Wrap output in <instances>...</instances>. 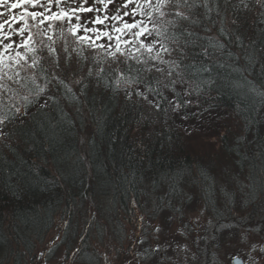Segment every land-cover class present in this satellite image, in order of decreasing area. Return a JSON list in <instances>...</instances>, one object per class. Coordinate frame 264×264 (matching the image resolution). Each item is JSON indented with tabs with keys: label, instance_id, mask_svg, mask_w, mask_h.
Segmentation results:
<instances>
[{
	"label": "trees",
	"instance_id": "1",
	"mask_svg": "<svg viewBox=\"0 0 264 264\" xmlns=\"http://www.w3.org/2000/svg\"><path fill=\"white\" fill-rule=\"evenodd\" d=\"M140 2L105 0V7L97 0H40L36 7L12 9L17 21L0 6V23L9 21L0 37L9 33L16 51L29 57L25 70L23 61V67L13 64L0 81L6 86L0 88V115L9 116L0 124V264H37L58 222L61 237L45 250L47 261L63 249L70 262L104 264L109 261L100 247L106 240L128 254L124 259L119 253L114 264H219L216 251L223 243L217 237L243 211L248 214L233 224L239 239L245 243L261 233L264 239V0H188L191 7L179 0L178 6H165L166 15L153 13L152 20L167 30L168 39H157L173 51H161L159 59L149 57L160 44L152 53L134 52L139 61L127 52L114 60L86 45L78 49L66 21L45 20L44 37L36 28L23 38L18 34L25 9L47 16L92 8L77 12L80 19L73 16L71 23L103 32L145 19L131 15ZM176 11L189 19L175 17ZM117 13L122 20L111 19ZM97 15L108 19L95 24ZM29 34L35 52L18 47ZM16 71L19 77L9 80ZM38 88L45 90L37 95ZM25 96L33 102L27 104ZM16 107L20 112L13 116ZM196 200L213 221L214 233L204 242L201 228L189 224ZM156 222L159 227H153ZM169 222L175 247L182 239L202 242L194 256L169 258L166 248H152ZM241 251L249 260L247 247Z\"/></svg>",
	"mask_w": 264,
	"mask_h": 264
},
{
	"label": "snow or ice",
	"instance_id": "2",
	"mask_svg": "<svg viewBox=\"0 0 264 264\" xmlns=\"http://www.w3.org/2000/svg\"><path fill=\"white\" fill-rule=\"evenodd\" d=\"M98 3L105 4V0H97ZM127 2H135V0H127ZM40 3V0H14V2L9 3V0H0V6H4L10 14L11 21H17V16L11 15V10L16 9L18 7H21L24 4H31L33 7H36L37 4ZM48 3H51V0H48ZM56 3L59 4L60 0H56ZM169 4L179 5V0H141L140 3H136V7L134 10H132L131 15L135 16L137 12L142 17H145V19H141L139 21H135L132 23L123 22V27H116L112 26L110 30L106 29L103 32H101L97 28H88L84 25H81L79 23H71L73 16L76 18V20H79L80 17L77 15V12H91L93 11L92 8H84L81 6L78 9H71V15H69L68 11H65L64 9H61L59 12H52L50 15L45 16L42 12H29L27 9H25L24 14L19 17V20L24 22V27L20 28L18 30V34L23 38L25 37V32L31 30V28H36L39 32V35L41 37H44L47 35V30H41L40 25L44 24L45 20L47 21H66L70 24V27L68 28V32L72 34L73 37H75L78 49H80L81 46L86 45L89 48L92 49H99L101 50L104 55L111 56L114 60L118 58V54L120 56H124L125 52L128 53V58H133L139 61V57L134 55V52H139L141 49H144L148 53H152L153 49L156 47L157 44L161 45L160 50L156 52L155 56H150V59H159L160 58V52H168L170 53L173 51V49H170L167 45L162 43L161 39L157 38H164L168 39L169 37L166 36V29L163 28L162 25H159L152 20L153 13H159V16L163 18L166 13L162 10L165 6ZM184 4L188 5V0H184ZM47 9V5H41ZM191 7L192 5H188ZM105 7H107V4H105ZM124 7H127V3L124 5ZM150 9V10H149ZM97 12L100 11V9H96ZM4 15V13H0V16ZM125 16L129 15V12L126 11L124 13ZM173 15L179 19L188 20L189 17L186 16L184 13L180 11H176L173 13ZM27 18H31L32 21H35L36 23L33 25L28 24ZM108 17L105 16L103 19L97 15L93 21L95 24L103 25L105 23V20H107ZM112 20H122V17L117 13V15H114ZM9 21L5 20L3 23H0V30H3L5 27V24H8ZM167 24L171 25L173 28H179L180 25L177 23L176 20H169L166 22ZM148 24H151V27H148ZM83 30L85 33L84 35H77L79 31ZM88 33H93V35H88ZM115 33V35H113ZM124 34H130L131 39H124ZM189 36L192 35V33H187ZM154 36L156 38H153L151 43L145 44L143 40H139V37H149ZM103 38H107L109 42L115 40V44L112 43L108 44H98L96 41L101 40ZM174 39V37L172 38ZM5 40H8V43H4ZM48 41H52L51 36H47ZM34 42V38L32 34L27 35L26 38L22 39L18 47L20 48H27L28 51L35 52L36 49L32 47V43ZM13 41H11V37L9 33H4L2 37H0V46H2V50H0V81L4 79V77L7 75L5 72V69L11 70L13 67V64L15 66L23 67L22 61L24 63H27L29 57L26 54H22L19 51H16V48L14 47ZM39 43L43 44V40L39 41ZM138 43V47L135 49L127 48L123 46L127 45H135ZM49 48V51L55 54V49L51 47L50 44L46 45ZM114 49V50H113ZM9 50H12V52L15 53V55H6ZM67 49L65 48V51ZM79 54V51H78ZM58 59V58H57ZM86 59V58H85ZM11 61V63H9ZM143 63H147V61H143ZM161 63H169L168 61L161 60ZM175 63V62H172ZM37 64V58L35 56L31 57V67H35ZM56 67H59V64H56ZM158 72L162 71L161 69H156ZM102 72L103 69H100ZM89 75H92L91 70L88 73ZM171 74V73H169ZM20 73L19 71H16L13 73L12 76H8L7 78L9 80L14 79L15 77H19ZM99 75V72L97 73ZM56 79H59L58 77H54ZM127 83V79L125 80ZM61 84L64 82L61 80ZM119 83V81L117 82ZM6 87L4 84L0 83V88ZM65 88L69 92H71V88H68L67 85H65ZM45 89L44 88H38L37 95L42 93ZM143 96V93H139ZM147 97H145L146 99ZM23 99L27 102V104H31L33 101L29 100L27 96L23 97ZM156 107H159V105H155ZM179 107V105H177ZM20 112V108L16 107L15 112L13 113V116L18 114ZM9 119L8 115H0V124H4L6 120Z\"/></svg>",
	"mask_w": 264,
	"mask_h": 264
},
{
	"label": "rangeland",
	"instance_id": "3",
	"mask_svg": "<svg viewBox=\"0 0 264 264\" xmlns=\"http://www.w3.org/2000/svg\"><path fill=\"white\" fill-rule=\"evenodd\" d=\"M32 11L33 9H31L29 12H32ZM48 13L51 14L49 11ZM35 23L34 22L31 23V25ZM9 63H11V61H9ZM26 66H27V63L24 64V67H23L24 70ZM200 206H202V204L200 203L199 200H196L195 203L192 205V207L189 209L190 212L193 211V213L190 214L191 220H189V224L191 227L197 224L201 228L202 241L204 240V238L206 240H209L210 236H212V234L214 233L212 229L213 221L207 212L204 214H201L202 209ZM243 212L244 214L239 213L237 215L235 214V216L233 215V220H232L233 228L224 229L222 231V233L224 234L223 238L217 237L223 243V245L217 248V251H216L218 254L217 261L219 264H232V261L235 258H242L245 264H264V257H262L259 254V250L263 249V245H264V239L262 238L263 237L262 233L259 235H256V234L250 235L249 238L246 239V242L250 241L249 243L242 242L241 239H239V235L236 234L233 224L235 223L238 216L248 214V212H245V211ZM159 222H156L153 225V227H159L160 226ZM59 224L60 223L58 222V226L49 235L47 242L45 243L46 245L40 247L41 252L38 253L37 264H77V263L66 260L65 255L62 252L63 249H60L59 252H57V255L54 258H52L51 261L46 260V257L48 254L47 252L49 251H45V250H47V247L50 246L51 244H55L61 237V230H60ZM159 229L161 231L159 235V244L156 246L153 244L152 248L157 247V246H160L162 250L166 248L168 252V256H170L169 258H176V259H182V257L190 258L191 256H194L196 252L201 248L200 246H202V242L199 244L200 246H195L194 244H192L193 242H191V240L182 239L179 242V248H177L170 242V237L173 236V232H174V224H171L169 222L166 226H163L162 230H161V227ZM229 233H233L234 236L232 238L226 237V235ZM220 234H221V231L219 235ZM117 245H118L117 243H110V242H107L106 240H103L101 244L100 251L103 254L104 258L107 257V261H109L110 264H114L119 259L118 258L119 253H120V256L124 257V259H126V257L128 256L127 252L123 251L122 248H118ZM243 247H247V250L250 252L249 260H246L244 257L240 255L242 254L241 249ZM121 252H123V254H121ZM201 259H204V258L201 257ZM109 262H106L105 260L104 264H109ZM132 264H135V263H132ZM178 264L180 263L178 262ZM195 264L197 263L195 262Z\"/></svg>",
	"mask_w": 264,
	"mask_h": 264
},
{
	"label": "water",
	"instance_id": "4",
	"mask_svg": "<svg viewBox=\"0 0 264 264\" xmlns=\"http://www.w3.org/2000/svg\"><path fill=\"white\" fill-rule=\"evenodd\" d=\"M232 264H245V262L242 258H235Z\"/></svg>",
	"mask_w": 264,
	"mask_h": 264
}]
</instances>
